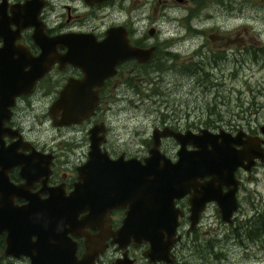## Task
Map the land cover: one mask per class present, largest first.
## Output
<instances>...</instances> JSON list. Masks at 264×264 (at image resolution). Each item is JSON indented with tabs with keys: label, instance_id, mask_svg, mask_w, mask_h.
Returning <instances> with one entry per match:
<instances>
[{
	"label": "flooded vegetation",
	"instance_id": "1",
	"mask_svg": "<svg viewBox=\"0 0 264 264\" xmlns=\"http://www.w3.org/2000/svg\"><path fill=\"white\" fill-rule=\"evenodd\" d=\"M25 1L0 0V148H3L4 155L6 154L5 157L3 155V159L0 157V208L28 205L29 202L32 205L37 201L36 204L41 208L51 209L54 204L42 203L46 201L43 199H47L55 201V204L63 202L66 206V202H71L72 208L81 209L75 214V221L69 224L63 222L58 225L60 227L57 231L49 227L42 230L41 237H38L41 239L40 242L33 246L30 245V240H35L36 236L30 235L29 229L26 230L23 252L17 255L5 252L8 230L1 228L0 264H75L82 258L91 259L84 264H174L178 254H176L177 245L182 236L193 231L205 210L215 209L221 219L215 202L207 201L198 215L197 222L190 227L188 198L190 191H193L192 188L182 196L173 198V205L181 211L176 226V234L180 237L169 248L170 262L149 260L144 255L149 246L147 241L128 242L124 246H118L116 242L111 241V236L107 232L120 226L124 216V206H112L104 215L105 219L98 220L96 224L92 222L89 225L84 222L85 224L78 226L82 221L81 217L88 211L87 207H82L85 199L84 191L79 190H81L82 175L80 170L87 160L89 128L92 125L101 123L104 127V140L100 146L107 151L111 159H118L120 154L121 160L136 158L140 162L143 161L152 144L153 128L161 129L166 126L181 133L186 129L197 133L199 128H207L215 132L206 126L194 130L178 124L164 123L152 127L148 138L149 146L144 155L130 154L124 150L112 152L104 145L109 129L101 120V116L109 109L110 101L118 97L115 96V92L122 88L126 93L121 96L123 99L134 98L138 93L136 82L140 80V69L160 63L168 57V54L171 55L170 57L175 55L170 54L166 49L161 52L159 50L161 43L158 34L160 28L157 26L159 0L32 1L30 6L28 5L30 9H34L36 3H40L36 13L40 32L42 31L47 37H55V41L47 43L53 56L51 64L39 77L32 80L29 86L24 87L21 84L26 79L23 71L30 67V59L41 52V46L38 44L40 38L33 36L35 25L21 26L23 19L20 16L15 21L10 17V8L14 6L18 8ZM164 2L161 6L162 14L165 7L180 8L185 7L188 2L198 3L196 0H170L168 3L164 0ZM186 9L189 13L192 10L190 6ZM113 26L121 27L118 31L123 33L130 46L151 48L148 58L139 61L135 57H127L115 64V72L100 80L98 86L91 84L82 87L81 89L85 91L78 92V95L86 99L91 91L96 90L97 100L92 113L79 122L57 125L55 121L59 117L60 110L50 112L51 104L68 82L73 85L83 79L85 74L93 80L95 74L89 72L87 67L92 62L103 65L102 41L107 29ZM193 29V33L203 31ZM217 34L219 33H208L209 36ZM204 38L194 52L198 50L200 53V46L206 44V34ZM229 41H233L232 38ZM70 45L75 47L69 56L72 61H63L62 56ZM200 62L190 61L185 65H200ZM14 90L18 92L14 93ZM83 123L86 126H82ZM246 125L236 129L234 128L239 125H230L224 130L231 136L238 133L236 139L246 143L244 146L248 142L255 141L256 147L263 149V156L261 159L254 157L248 168L239 165L233 171L236 208L231 214L230 221L221 219L225 223L235 222L239 215L246 214L245 211H254L260 200H254L255 192L252 184L259 177L257 173L264 165V122H257L254 125H248L247 122ZM41 131H44L45 135L40 136ZM178 147L179 143L171 135L159 137V151L172 162L177 159ZM185 147L189 149L191 145L186 143ZM234 147L240 148L241 145L235 144ZM13 154L21 155V163H13ZM245 162L246 160H243V163ZM230 186L232 185L229 184ZM74 189V195H71L70 201H67L66 196ZM219 189L225 191L227 186L222 184ZM37 205H32V209L37 208ZM258 212L256 210L244 219L242 224L246 225ZM183 224H187L184 230H182ZM32 257H37L38 260L32 262Z\"/></svg>",
	"mask_w": 264,
	"mask_h": 264
},
{
	"label": "rangeland",
	"instance_id": "2",
	"mask_svg": "<svg viewBox=\"0 0 264 264\" xmlns=\"http://www.w3.org/2000/svg\"><path fill=\"white\" fill-rule=\"evenodd\" d=\"M196 1L165 7L162 14L165 2L159 0V50L175 55L140 69L134 98L123 99L119 86L115 96L120 98L110 101L101 116L109 129L104 143L109 151L146 154L152 127L164 123L216 131L264 122V0ZM193 28L203 31L193 33ZM213 32L219 34L208 35ZM204 34L206 44L194 52ZM190 61H201V69L185 65ZM257 175L252 184L254 200L260 199L257 209L225 223L208 208L193 231L182 236L174 264H264V236L254 239L248 232L257 218L264 219V165Z\"/></svg>",
	"mask_w": 264,
	"mask_h": 264
},
{
	"label": "water",
	"instance_id": "3",
	"mask_svg": "<svg viewBox=\"0 0 264 264\" xmlns=\"http://www.w3.org/2000/svg\"><path fill=\"white\" fill-rule=\"evenodd\" d=\"M32 1L35 0H26L20 7L10 8L11 19L15 21L20 16L23 19L21 26L34 24L33 36L40 38L38 43L41 46L40 54L31 58L30 67L23 71L26 79L21 84L24 87L29 86L32 80L39 77L51 64L53 56L47 43L55 41V37H47L40 32L36 17L40 3H36V7L30 9ZM119 28L121 27L113 26L106 31L102 41L103 65L96 62L88 65L89 72L95 74L93 80L85 74L83 79L73 85L68 82L51 104L50 112L60 110L55 121L57 125L79 122L92 113L97 100L96 90L89 91L90 96L86 99L78 95V92L85 91L81 89L82 87L91 84L98 86L100 80L115 72V64L127 57H135L139 61L148 58L151 48L130 46L123 33L118 31ZM74 48L71 45L67 48L62 56L63 61H72L69 56ZM16 92L18 91L14 90V93ZM103 132L104 127L101 123L89 128V149L87 160L80 170L82 175L79 190L84 191L82 207H87L88 211L81 217L82 221L78 226L85 223L91 225L92 222L96 224L98 220L105 219L104 215L112 206H124L120 226L109 230L107 234L118 246H124L128 242L147 241L149 246L144 255L152 261L170 262L169 248L180 237L176 234V226L181 211L173 205V198L182 196L189 188L193 189L188 198L190 227L197 222L198 215L207 201H214L221 219L228 222L236 208L233 171L239 165L248 168L254 157L261 159L263 156V149L256 147L255 141L244 146L246 143L236 139L238 133L231 136L223 128L215 132L199 128L197 133L186 129L181 133L164 126L161 129H152V144L142 162L136 158L121 160L120 154L118 159H111L107 151L100 146L104 140ZM166 135H171L179 143L176 150L177 159L174 162L158 149L159 137ZM186 143H189L191 148L187 149ZM235 144H240L241 147L235 148ZM4 152L5 150L0 148L2 159L6 156ZM12 157L13 163H21V155L13 154ZM243 160L246 162L243 163ZM222 184L227 186L225 191L219 189ZM229 184L232 186L229 187ZM74 193L75 189L66 196L67 201H70ZM43 200H46L42 202L44 205L50 202L54 205L50 207L51 209H43L44 207L41 208L35 201V204H32L37 205L35 209H32L30 202L28 205L0 208V229L8 230L6 253L17 255L23 252L26 230L29 229V234L36 236L35 240H30V245L33 246L40 242L41 239L38 237H41L42 230L49 227L57 231L60 227L58 225L63 222L69 224L75 221L74 216L81 209L72 208L71 202H66V206L63 202L55 204V201ZM31 260L35 262L38 258L32 257ZM89 260L91 259L82 258L75 264H84Z\"/></svg>",
	"mask_w": 264,
	"mask_h": 264
},
{
	"label": "trees",
	"instance_id": "4",
	"mask_svg": "<svg viewBox=\"0 0 264 264\" xmlns=\"http://www.w3.org/2000/svg\"><path fill=\"white\" fill-rule=\"evenodd\" d=\"M185 66V65H184ZM195 66V65H193ZM197 66V67H196ZM196 68L198 69V71L201 69L198 65L196 64ZM246 228V227H245ZM248 232H251L253 235L249 236L251 238H256L258 237V235L260 236H264V219L263 217H259L257 218V220H255L252 225L248 228Z\"/></svg>",
	"mask_w": 264,
	"mask_h": 264
}]
</instances>
